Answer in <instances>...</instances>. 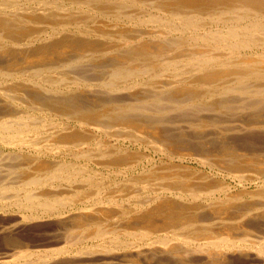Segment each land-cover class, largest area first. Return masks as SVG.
Segmentation results:
<instances>
[{
	"label": "bare ground",
	"instance_id": "6f19581e",
	"mask_svg": "<svg viewBox=\"0 0 264 264\" xmlns=\"http://www.w3.org/2000/svg\"><path fill=\"white\" fill-rule=\"evenodd\" d=\"M0 264H264V0H0Z\"/></svg>",
	"mask_w": 264,
	"mask_h": 264
}]
</instances>
